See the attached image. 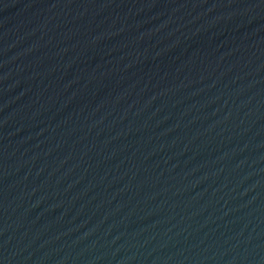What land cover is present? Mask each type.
I'll return each instance as SVG.
<instances>
[{
  "label": "water",
  "instance_id": "1",
  "mask_svg": "<svg viewBox=\"0 0 264 264\" xmlns=\"http://www.w3.org/2000/svg\"><path fill=\"white\" fill-rule=\"evenodd\" d=\"M0 264H264V0H0Z\"/></svg>",
  "mask_w": 264,
  "mask_h": 264
}]
</instances>
